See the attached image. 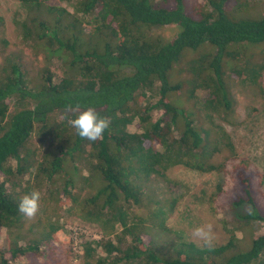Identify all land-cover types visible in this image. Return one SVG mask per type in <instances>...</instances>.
<instances>
[{
    "label": "trees",
    "instance_id": "16d2710c",
    "mask_svg": "<svg viewBox=\"0 0 264 264\" xmlns=\"http://www.w3.org/2000/svg\"><path fill=\"white\" fill-rule=\"evenodd\" d=\"M15 1L22 43L57 58L61 74L43 69L34 87L20 59L10 56L1 69L0 264L28 256L56 260L54 245H63L59 218L34 225L33 243L21 241L28 214L42 207L54 216L65 210L101 237H81L82 264H264V233L250 237L243 229L264 225L247 159L230 174L240 192L228 208L248 204L253 211L239 216L242 227L236 215L232 227L220 220L229 237L223 245L184 242L168 245L166 254L148 223L158 216L164 228L165 202L150 199L152 217L136 211L149 183L178 190L172 169L227 174V161L217 164V157L227 152L239 159L214 121L229 123L232 88L264 95V16L244 17L241 0H203L192 8L187 0ZM164 27L177 33L169 40L153 35ZM185 60L192 72L187 85L174 81ZM183 96L212 128L198 126L197 115L179 104ZM84 175L87 185L98 183L93 194L74 180Z\"/></svg>",
    "mask_w": 264,
    "mask_h": 264
},
{
    "label": "rangeland",
    "instance_id": "374dc122",
    "mask_svg": "<svg viewBox=\"0 0 264 264\" xmlns=\"http://www.w3.org/2000/svg\"><path fill=\"white\" fill-rule=\"evenodd\" d=\"M187 2L189 8L203 4V0H187ZM241 3L246 5V11L242 13L245 14L244 17L264 16V0H241ZM17 12H20V3L15 0H0V73L1 69L6 66V61L10 59V56H13L20 59L24 68L29 72L28 78L35 87L42 82L41 71L43 69L50 67L53 73L59 75L61 74V65L57 58L49 60L44 53L36 55L22 43L21 30L16 22L18 19ZM176 33L175 27H164L153 31V35L163 40L171 39ZM4 41L6 43H3ZM188 56V58L193 57L191 54ZM187 63L188 60H185L181 73L176 72L177 75L174 77L176 83L183 82L184 85H187L186 80L189 79V74H192ZM183 89L187 90L188 86L183 87ZM232 94L235 106L233 114L229 117V123L218 118L214 121L215 124L226 129L239 157V159L234 160L227 152L217 157V164L227 161V174H202L182 167L174 168L168 175L172 180L179 183L178 190H172L166 182L161 180L151 182L148 184L149 193L141 205L136 207L138 214L143 217H150L153 213L151 209H154L150 199H161L165 202L164 208L167 215L164 228L160 226L161 218L158 216L148 220V223L156 243L159 245V250L166 254L171 253L168 245L176 247L184 242H192L202 248L225 244L229 237L220 220H226L232 227L235 224L236 215V219L240 221V227L245 224L239 219V216L252 212L253 207L245 204V209L237 207L229 210L228 208L234 194L240 192V187L237 186V191L230 175L240 159H247L250 163L248 171L252 175V195L258 209L264 211V95L259 89L240 86L232 88ZM179 104L189 114L197 115L198 126L202 125L207 129L212 128V124L201 114L199 107L195 106L194 100H189L187 96H183ZM85 177L87 175L82 176L83 179L76 176L74 180L76 183H80L81 190L86 189L93 194L98 183H92L95 187L91 184L87 185L84 181ZM220 186H223L221 192L219 191ZM214 194H219V196L217 198L212 197ZM213 199L215 202L212 206L210 201ZM174 201H176V205L173 211H170L169 208L171 209ZM44 210L42 207L28 214L20 237L23 244L33 243L35 238H39V234L33 231L34 225H37L39 221L44 222L45 219L55 221L59 218V224L63 227L59 234L63 247L58 244L54 245L56 250L54 258L56 260L50 263L48 257L28 256L19 259L14 264H82L79 259V255L82 254L81 237L92 241H99L101 237L93 227L70 218L65 210L58 216L52 215L51 212L44 214ZM243 229L246 234L250 232V237L252 234L261 235L264 233V225L262 224L249 225ZM243 235V232L239 233L240 238L244 237ZM71 249L74 255H78L75 259L68 257L67 252L69 253Z\"/></svg>",
    "mask_w": 264,
    "mask_h": 264
}]
</instances>
